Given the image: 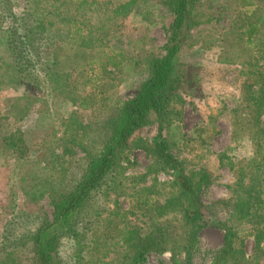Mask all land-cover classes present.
<instances>
[{"label": "rangeland", "instance_id": "1", "mask_svg": "<svg viewBox=\"0 0 264 264\" xmlns=\"http://www.w3.org/2000/svg\"><path fill=\"white\" fill-rule=\"evenodd\" d=\"M47 1L63 3L67 20L60 32L65 41L56 81L37 94H25L11 80L0 46V211L13 200L14 210L30 220L28 228L38 220L34 216L51 218L50 188L69 177L77 158L83 157L87 138L146 78L144 56L164 55V30L172 20L159 0ZM244 1L245 6L242 0L198 1L195 13L207 22L190 31L192 38L179 53L180 62L189 66L190 87L181 89V113L171 118L162 135L202 203L211 207V217L233 229L245 264H264V222L245 214L233 217L239 196L244 197L234 181L242 170L243 184L253 174L245 168L250 147L248 133L243 132L254 124L253 113L248 110L243 117L244 102L259 90L264 98V64L241 35L260 18L264 0ZM250 37L252 45L264 47V28ZM87 47L101 49L116 66L74 67L76 54L81 58L79 51ZM233 124L242 130L240 135L233 133ZM14 129L22 131L29 147L25 161H16L12 149L2 144ZM155 134L156 124L151 122L132 135L128 163H120L108 190L92 206L100 207V214L88 212L91 225L81 241L83 263L119 264L128 239L142 237L156 226H176L175 214L160 217L156 212L175 192L171 171H156L151 156L138 148ZM43 156L47 163L38 161ZM262 205L264 210V197ZM8 220L7 213H0V234ZM222 244L223 232L209 224L198 234L192 264H212ZM13 250L12 245L4 246L0 260ZM56 250L62 264H73L72 239L63 236ZM13 252L15 262L29 264L27 246ZM176 258L172 262L168 251L152 252L145 255L144 264H180L183 256Z\"/></svg>", "mask_w": 264, "mask_h": 264}, {"label": "trees", "instance_id": "2", "mask_svg": "<svg viewBox=\"0 0 264 264\" xmlns=\"http://www.w3.org/2000/svg\"><path fill=\"white\" fill-rule=\"evenodd\" d=\"M198 1L159 0L160 5L172 15V20L164 30L167 36L162 46L164 55L161 58L150 54L144 56L146 78L120 107L110 110L101 127L96 128L95 133L87 138L81 149L83 157L77 158L69 177L59 182L56 188H50L47 194L52 203L50 219L44 215L34 216L38 220L28 228L30 220L22 218L21 213L14 210L13 200L10 199L11 206L1 209L0 213H7L9 220L0 234V250L6 245H12L16 250L27 246L31 254L29 264H62L56 257V249L59 240L68 236L73 242V264H85L80 253L83 234L91 225L89 214L94 213L98 217L101 211L100 207L92 210V206L108 190L120 163H128L127 151L132 135L154 122L155 136L149 143H142L141 148H138L151 156L156 171H171V184L175 192L156 212L160 217L166 213L175 214L176 226H171V223H168L169 229L156 226L142 237L128 239L124 243L125 252L119 264H144L146 254L164 251L170 252L172 262H176V257L182 255L180 264H192L198 251V234L209 224L223 232L222 247L212 264H245L233 229L225 224L226 221L211 217V207L202 203L182 168V162L172 155L169 143L162 135L171 118L181 113V89L190 87L189 66L180 62L179 53L182 46L192 38L190 31L207 22L205 18L201 19L202 14L197 16L195 13ZM242 1L243 6L247 5L246 1ZM64 14L63 3L51 5L47 0H0V46L4 64L12 72L11 80L25 94H37L44 85L59 78L58 58L65 41L60 32L67 24ZM261 27L264 28V7L258 21L243 29L241 35L246 44H251L259 62L264 64V47L254 46L250 40V36ZM79 52L82 57L76 54L74 67L91 64L116 66L108 57L103 56L101 49L87 47ZM256 93L245 100L247 108L242 114L246 117L248 110L253 113L254 124L243 130L248 133L246 135L250 147L245 168L252 170L253 174L243 184L245 174L242 170L240 177L234 181L238 193L244 197L241 199L239 196L233 217L245 214L264 222V98L261 90ZM232 130L235 135H240L242 131L238 124H233ZM23 136L21 130L14 129L2 139L3 146L12 149L16 161H25L29 151ZM46 159L43 156L38 161L47 163ZM176 230L177 233L172 234ZM255 237L257 239L258 233ZM13 251H9L6 254L8 258L1 259L0 264H19L11 257L15 254Z\"/></svg>", "mask_w": 264, "mask_h": 264}]
</instances>
